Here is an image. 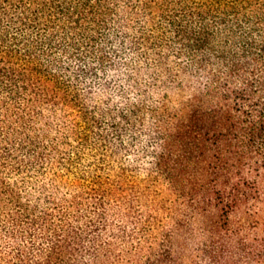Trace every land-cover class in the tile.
<instances>
[{"label":"trees","instance_id":"16d2710c","mask_svg":"<svg viewBox=\"0 0 264 264\" xmlns=\"http://www.w3.org/2000/svg\"><path fill=\"white\" fill-rule=\"evenodd\" d=\"M197 219L264 264V0H0V264H187Z\"/></svg>","mask_w":264,"mask_h":264},{"label":"rangeland","instance_id":"374dc122","mask_svg":"<svg viewBox=\"0 0 264 264\" xmlns=\"http://www.w3.org/2000/svg\"><path fill=\"white\" fill-rule=\"evenodd\" d=\"M239 224L238 219L234 220L231 224L234 232L229 230L220 234L219 242L223 244L222 260L225 264H248V225L245 230H241ZM201 225L197 219L189 232L178 236L175 248L183 253L187 264H204L203 248L208 237Z\"/></svg>","mask_w":264,"mask_h":264}]
</instances>
